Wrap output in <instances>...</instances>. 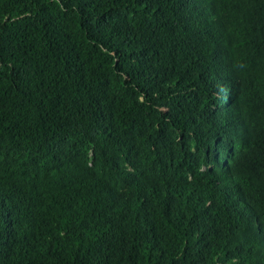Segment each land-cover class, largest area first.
I'll list each match as a JSON object with an SVG mask.
<instances>
[{
	"label": "trees",
	"instance_id": "16d2710c",
	"mask_svg": "<svg viewBox=\"0 0 264 264\" xmlns=\"http://www.w3.org/2000/svg\"><path fill=\"white\" fill-rule=\"evenodd\" d=\"M0 264H264V0H0Z\"/></svg>",
	"mask_w": 264,
	"mask_h": 264
}]
</instances>
